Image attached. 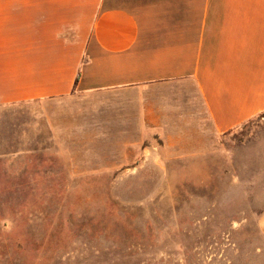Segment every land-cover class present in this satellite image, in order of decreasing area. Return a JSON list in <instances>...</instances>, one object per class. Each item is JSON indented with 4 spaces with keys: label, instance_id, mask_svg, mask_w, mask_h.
I'll list each match as a JSON object with an SVG mask.
<instances>
[{
    "label": "crops",
    "instance_id": "crops-1",
    "mask_svg": "<svg viewBox=\"0 0 264 264\" xmlns=\"http://www.w3.org/2000/svg\"><path fill=\"white\" fill-rule=\"evenodd\" d=\"M24 104L106 166L211 153L264 114V0H0V106Z\"/></svg>",
    "mask_w": 264,
    "mask_h": 264
},
{
    "label": "rangeland",
    "instance_id": "rangeland-1",
    "mask_svg": "<svg viewBox=\"0 0 264 264\" xmlns=\"http://www.w3.org/2000/svg\"><path fill=\"white\" fill-rule=\"evenodd\" d=\"M44 113L0 106V264H264V114L206 155L106 166Z\"/></svg>",
    "mask_w": 264,
    "mask_h": 264
}]
</instances>
